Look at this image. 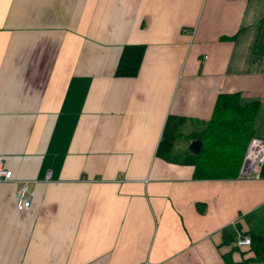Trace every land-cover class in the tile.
<instances>
[{"label":"crops","instance_id":"0c3cea01","mask_svg":"<svg viewBox=\"0 0 264 264\" xmlns=\"http://www.w3.org/2000/svg\"><path fill=\"white\" fill-rule=\"evenodd\" d=\"M125 43L145 44L132 76ZM234 91L264 137V0H0V264H241L223 229L246 230L264 176L157 154L168 115L201 127Z\"/></svg>","mask_w":264,"mask_h":264},{"label":"trees","instance_id":"16d2710c","mask_svg":"<svg viewBox=\"0 0 264 264\" xmlns=\"http://www.w3.org/2000/svg\"><path fill=\"white\" fill-rule=\"evenodd\" d=\"M144 43H125L116 65L115 74L135 75L139 70ZM260 108L259 100L241 99L240 92H219L215 98L211 117L196 129L184 133L180 130L183 116H167L157 154L180 163L194 165L193 175L200 178H229L239 174L248 139L257 134L255 119ZM180 138H185V145H177ZM200 138L202 145L197 152L188 149L191 139ZM260 175L264 176V162ZM247 229L243 232L250 237L249 250L253 255L245 257L241 263L264 264V203L243 214ZM240 228V224L236 225ZM224 243L234 242L238 248L234 232L223 229ZM229 254L225 255V260Z\"/></svg>","mask_w":264,"mask_h":264},{"label":"built area","instance_id":"2783aa9c","mask_svg":"<svg viewBox=\"0 0 264 264\" xmlns=\"http://www.w3.org/2000/svg\"><path fill=\"white\" fill-rule=\"evenodd\" d=\"M264 162V137L252 135L246 144L243 161L240 167V175L260 176L261 166ZM13 178L12 171L0 163V181H7ZM34 193L27 180H22L15 189V204L17 209L22 210L30 207L33 203ZM236 244L239 247H249L250 237L243 232L236 235ZM253 264V263H241Z\"/></svg>","mask_w":264,"mask_h":264},{"label":"rangeland","instance_id":"374dc122","mask_svg":"<svg viewBox=\"0 0 264 264\" xmlns=\"http://www.w3.org/2000/svg\"><path fill=\"white\" fill-rule=\"evenodd\" d=\"M193 127H190V125L188 124V125H186V126H183L182 128H181V130H183V132H189V130H196V129H198V128H200V126H198V127H195V128H193ZM185 143H187L186 142V140H185V138H180L179 139V141H178V144L177 145H180V146H183V145H185ZM245 229H247V225H246V228ZM245 250H249V248L247 247V248H245ZM252 255H253V252H252ZM250 256V255H249ZM245 257H248V255L247 254H244L243 255V258H245ZM242 258V259H243ZM253 264H261V263H253Z\"/></svg>","mask_w":264,"mask_h":264},{"label":"water","instance_id":"95a60500","mask_svg":"<svg viewBox=\"0 0 264 264\" xmlns=\"http://www.w3.org/2000/svg\"><path fill=\"white\" fill-rule=\"evenodd\" d=\"M202 145V140L200 138L191 139L188 144V149L197 152Z\"/></svg>","mask_w":264,"mask_h":264}]
</instances>
